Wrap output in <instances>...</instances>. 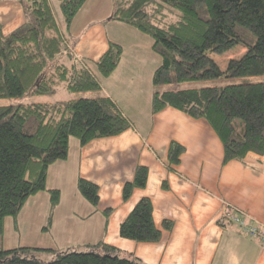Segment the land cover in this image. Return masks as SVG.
<instances>
[{
	"label": "trees",
	"instance_id": "trees-1",
	"mask_svg": "<svg viewBox=\"0 0 264 264\" xmlns=\"http://www.w3.org/2000/svg\"><path fill=\"white\" fill-rule=\"evenodd\" d=\"M14 1L25 20L7 35L0 24V99L51 95L59 85L71 93L98 91L97 74L108 77L123 50L108 42L94 62L77 59L70 51V25L87 0H58L64 31L49 0ZM111 19L152 40L151 50L161 59L152 75L156 87L222 77L254 78L235 85L156 90L150 111L156 114L172 107L205 120L222 144V165L242 161L248 153L264 154V80H258L264 77V0H113ZM237 46L243 52L228 59L222 70L212 55L222 56ZM131 127L106 96L0 106V234L4 218L15 221L26 201L41 191L49 194L50 210L57 206L60 192L46 189V172L52 163L67 158L71 138L83 147ZM184 151L178 142H170L165 162L169 171ZM147 174L145 166H136L133 179L122 187L123 201L134 189L146 186ZM77 188L92 206L98 204L97 185L79 178ZM162 188H167L166 181ZM110 212L104 211L106 221ZM172 225L169 220L162 222L166 230ZM119 235L138 243L160 240L161 229L154 224L148 197L141 198L120 223ZM82 247V251L0 249V264H143L103 241Z\"/></svg>",
	"mask_w": 264,
	"mask_h": 264
},
{
	"label": "crops",
	"instance_id": "crops-1",
	"mask_svg": "<svg viewBox=\"0 0 264 264\" xmlns=\"http://www.w3.org/2000/svg\"><path fill=\"white\" fill-rule=\"evenodd\" d=\"M112 11L113 0H87L70 25L68 48L77 59L94 62L108 42L122 47L116 69L101 77L100 89L88 97L110 98L132 127L83 147L77 139L70 141L67 158L52 163L46 172V189L60 192L59 203L50 210L46 191L31 196L15 220L16 230L39 218L54 246L28 247L66 249L103 241L143 264H264V241L247 236L222 217L226 208L237 209L248 224L264 231V154L248 153L242 161L222 165V144L205 120L172 107L152 114L151 98L158 90L152 75L161 59L151 50L148 36L111 19ZM23 23L16 1H0L5 35ZM172 141L185 151L169 171L165 162ZM137 165L148 170L146 186L123 201L122 187L133 179ZM79 178L97 185L96 206L79 193ZM164 181L167 188H162ZM143 197L150 199L154 224L161 229L156 243L119 235L120 223ZM164 220L172 222L170 230L162 228ZM57 225L59 234L54 231ZM56 233L61 235L59 245Z\"/></svg>",
	"mask_w": 264,
	"mask_h": 264
},
{
	"label": "rangeland",
	"instance_id": "rangeland-1",
	"mask_svg": "<svg viewBox=\"0 0 264 264\" xmlns=\"http://www.w3.org/2000/svg\"><path fill=\"white\" fill-rule=\"evenodd\" d=\"M50 6L52 8L57 24L64 31L63 19H62V16L58 8V1L50 0ZM125 36L129 38L127 34ZM124 43L126 42L124 41ZM241 52H243V48L240 46H237L233 50L225 53L222 56L212 55V58L216 61V63L220 66V68L224 70L226 66V61L231 58H238L241 55ZM97 76L99 77L100 80L102 79L98 74ZM249 79H253V78L229 79V78L222 77L219 79L208 80V81H193V82H185V83H180V84L161 85V86H158L157 89L160 91L185 90V89H193V88H201V87L235 85V84L249 82L248 81ZM258 80H264V77H260L258 78ZM88 94H96V92L71 93V92L66 91L62 87V85H59L56 88L55 93L51 95L23 96V97H18V98L0 99V106L14 105V104H19V103L61 102V101H66V100L75 99L79 97L87 98ZM75 140H76L75 138L70 139L71 142ZM42 224L43 223L40 222L39 218H35L33 221L24 222V224L21 226V229L16 230L14 219L11 217L4 218L3 230H2V233L0 234V249L7 250V249L20 247V246L47 247L49 244H51L52 236L50 235V233H48V231L41 230ZM58 229L60 228L57 225L54 231L58 233L59 231ZM57 233H56V241L57 239L58 241L56 243L59 245L61 243L60 242L61 235H57ZM74 249L78 251H82L83 247L75 246Z\"/></svg>",
	"mask_w": 264,
	"mask_h": 264
},
{
	"label": "built area",
	"instance_id": "built-area-1",
	"mask_svg": "<svg viewBox=\"0 0 264 264\" xmlns=\"http://www.w3.org/2000/svg\"><path fill=\"white\" fill-rule=\"evenodd\" d=\"M222 217L228 222L236 225L239 230L247 236L264 241V231L252 224H248L244 219V214L239 210L226 208L222 212Z\"/></svg>",
	"mask_w": 264,
	"mask_h": 264
}]
</instances>
